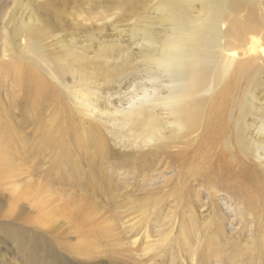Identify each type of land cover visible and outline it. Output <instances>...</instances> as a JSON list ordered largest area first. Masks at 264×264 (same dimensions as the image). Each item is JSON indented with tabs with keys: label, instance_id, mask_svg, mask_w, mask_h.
Here are the masks:
<instances>
[{
	"label": "bare ground",
	"instance_id": "bare-ground-1",
	"mask_svg": "<svg viewBox=\"0 0 264 264\" xmlns=\"http://www.w3.org/2000/svg\"><path fill=\"white\" fill-rule=\"evenodd\" d=\"M31 1L0 0V264H93L90 191L162 224L154 210L162 194L175 200L192 187L208 198L196 228L197 241L211 244L204 262L264 264V0H150L147 22L126 30L128 47L104 45L95 60L68 41L47 52L42 42L66 14L58 0ZM92 6L70 18L89 27L113 20L104 4ZM143 7L125 0L112 10ZM137 44L146 61L131 86L135 76L126 77L139 68L122 49ZM113 84L125 95L110 102L103 95ZM68 110L106 138L89 135L79 153ZM154 175L160 190L127 191ZM186 196L179 209L191 213ZM219 199L233 230L225 242Z\"/></svg>",
	"mask_w": 264,
	"mask_h": 264
},
{
	"label": "rangeland",
	"instance_id": "rangeland-1",
	"mask_svg": "<svg viewBox=\"0 0 264 264\" xmlns=\"http://www.w3.org/2000/svg\"><path fill=\"white\" fill-rule=\"evenodd\" d=\"M96 1L104 4V12L110 18H113L110 23L106 22L102 26H97L93 23L94 26L89 27L84 24H82L83 26L78 25L72 20V18H70L69 14H75L76 10H93L92 3ZM123 1L125 2V0H92L91 2L88 0H58V10L65 13L66 17H59L53 20L55 26L54 30L56 32L53 33L52 39L50 38L42 42L43 47L47 52L55 53L58 52L57 50L60 46L58 44L55 45V40L64 42L68 41L75 47L77 46L78 49L80 48V51L81 49H84L86 51V56L93 60H95L94 53L104 45H113L112 48L114 45L115 47H128L126 46L128 43L124 41L129 34L126 30L129 29V26H135V24L141 22L143 19H146L144 22H147V19L150 18V0H139V3L144 5V7L142 10H139L138 13H133L128 16H120L118 15L119 12L112 9ZM31 2L36 3V0H32ZM37 2L42 4L43 0H37ZM62 3H66V5H61ZM12 8H14V5L6 11V18L13 13L11 12L14 10ZM63 9H66V11H63ZM262 15L264 16L263 13ZM0 16H3L4 18V13ZM84 17L88 18L87 15ZM139 24L145 23L142 22ZM1 26L2 23H0V29ZM112 29L114 31H112ZM55 35L56 38H54ZM139 49H141L140 44H137L136 46L131 45L129 49H122L124 51L122 56L130 58L133 68H139L146 61L144 57H141L137 53V50ZM121 60L122 57L119 61ZM141 75L142 67L136 71L133 70V74L128 75L126 79L135 76V80L131 81V86L138 85L142 82L141 78H139ZM74 78L76 79L75 76ZM125 80H121L120 85H122ZM97 84L102 86L104 83H96V85ZM113 86L114 89L109 91V95H103L110 102H113L112 96L117 92H119V97L125 95L123 94L125 90L123 87H116L115 84H113ZM102 101L103 99H101V102ZM68 111L73 117L71 119L72 127L80 136L78 144L77 142V145L75 144V150H77L78 147L83 148L84 140H86L89 135L91 136L92 134L97 133L103 139L108 135L106 129L101 125L86 118V122L83 121L82 123H79L76 116L73 114L74 112L70 110ZM107 144L110 148H115L111 141ZM78 150L79 153L82 152V150ZM114 150L120 151L117 150V148ZM85 157L86 154H83V157H81V163L84 166L87 165ZM157 177L158 176L156 175L151 178L149 177L151 180L146 183L141 181L137 182L134 188H128L127 191L131 190L130 193L142 194L150 190L149 185L153 186L152 188L159 186L157 189L160 190L164 185L163 183H160V180ZM175 180L176 179L172 180V182ZM91 181L97 188L101 187V184L96 180ZM114 183L118 188H123L124 186V184H120V181L115 180ZM125 192V189H120V193L124 194ZM79 193L87 195L85 192ZM89 193L91 194L89 200L90 204L96 210L91 215L93 221L90 228H92L93 231L89 239L90 250L94 257V260L92 261L93 264H208L210 261V264H216L213 261L215 259H212V257L207 263L204 262L202 256L205 254L209 255L211 252L210 250L204 251L203 246H211V244H208L209 240H205V243L198 242L196 235V228L200 225L201 218L205 214L201 213L203 202L208 200L205 193L194 192L193 187L186 191L185 194L190 193V197L186 196L188 201L192 204V211L190 213L184 207L179 209L180 205L182 206L185 204L182 201V198H180L185 195L184 193L179 197L176 196L177 199L174 200L175 197H170L168 191H166L165 194H162L161 205L154 209L156 210L155 213L159 215L157 219H163L162 224H159L153 219V215L150 216V220H147L146 223L140 222L139 219L141 217L138 214L140 210H131L127 207L123 209L116 208L111 204L108 198L99 191L96 193L90 191ZM176 200H178V203L175 202ZM224 201L225 200L221 199L217 200L220 205L219 214L223 219L222 234L220 236L223 240L222 242H225L227 237L233 231L231 230L232 228L228 226L231 216L225 211V208H223ZM154 210L152 209L150 212H153ZM244 234L246 236L247 233ZM244 234L242 237H244ZM4 248L5 243L0 242V253L6 252ZM201 248L202 251H204L202 254L200 253Z\"/></svg>",
	"mask_w": 264,
	"mask_h": 264
}]
</instances>
